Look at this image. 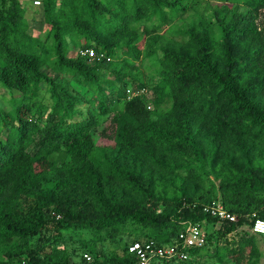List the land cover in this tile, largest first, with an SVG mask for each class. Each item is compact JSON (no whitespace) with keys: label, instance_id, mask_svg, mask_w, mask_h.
I'll list each match as a JSON object with an SVG mask.
<instances>
[{"label":"trees","instance_id":"16d2710c","mask_svg":"<svg viewBox=\"0 0 264 264\" xmlns=\"http://www.w3.org/2000/svg\"><path fill=\"white\" fill-rule=\"evenodd\" d=\"M38 1L34 37L24 4L0 0V264H137L129 245L180 247L186 222L206 244L159 264H200L209 242L219 262L258 264L264 239L245 228L264 220V0H216L252 11L223 7L219 38L201 20L172 46L159 36L200 0ZM219 202L236 222L204 211ZM127 226L145 238L121 253L67 252L73 231L104 242Z\"/></svg>","mask_w":264,"mask_h":264},{"label":"rangeland","instance_id":"374dc122","mask_svg":"<svg viewBox=\"0 0 264 264\" xmlns=\"http://www.w3.org/2000/svg\"><path fill=\"white\" fill-rule=\"evenodd\" d=\"M21 3L24 4L26 7V12L24 15V19L26 21L27 25V33L37 37L42 36L43 30H44V23H43V11H42V5H36L34 4V1L38 0H20ZM189 3H191V0H187ZM223 7H228V11L230 15L238 16L245 15L251 13V9L242 6V5H231V4H221L218 1H212V0H200L197 3V6L192 7L190 6L189 11L181 18L172 21L168 24L167 29H165L162 33L160 38L158 39L156 46H172L173 43L183 41L184 38L181 35H177L176 32L178 28L180 27H186L188 25L198 23L199 21L203 20L205 21L206 25L209 26V29L211 31V34L214 38H219L220 32L217 29V25H215L216 17L214 16L216 14L217 10L222 9ZM261 18V16H258V21ZM74 50L73 52H75ZM149 62L145 64V66L142 68V70L149 67ZM145 82L147 85L150 83H154L159 75L157 74L155 69H149L146 72H143ZM147 94H150L147 92ZM3 96H7V93L0 88V98ZM0 104L7 107L5 101H2L0 99ZM147 107L150 106V102L147 101L146 103ZM152 109V108H151ZM1 126V124H0ZM215 185H218V181L214 180ZM179 185V182L177 183V186ZM170 194V192H169ZM160 207L161 204H159ZM208 230L212 229L210 224H207ZM217 226H213V230L216 231ZM55 227L52 226L51 230L46 231L43 235V239H41V242H37V237L33 240L32 246H37L41 244L42 242L52 243L57 238L56 236L58 233L55 231ZM131 227L127 226L123 230L122 235L116 236L114 239H108L104 242H96L92 240L91 234L87 233L86 231H73L71 234L65 235V239L68 237H73V240L66 245V249L69 255L73 254L75 259L78 257L77 253L85 251L90 252L94 257L96 254L98 255H105L109 256L114 252L121 253V249L130 242L137 240V239H144V236H136L132 235ZM62 239V238H61ZM120 243L117 248V244L115 241H119ZM209 246L207 247V251L202 255L200 258V264H227L226 262H219L216 258V254L211 251V243L209 242ZM214 246V244L212 245ZM257 246L259 250L261 251V257L258 262V264H264V241L257 239ZM209 249V252H208ZM220 251H223L224 249H221ZM224 255V254H223Z\"/></svg>","mask_w":264,"mask_h":264},{"label":"built area","instance_id":"2783aa9c","mask_svg":"<svg viewBox=\"0 0 264 264\" xmlns=\"http://www.w3.org/2000/svg\"><path fill=\"white\" fill-rule=\"evenodd\" d=\"M34 4L39 5L40 2L34 1ZM80 55L96 58L91 49L80 51ZM204 211L221 221H237L236 216L227 212L220 202L207 206ZM250 221V226L245 229L250 234L264 239V220L256 218ZM182 226L178 233V240L181 242L180 247L160 246L154 241H137L129 245L128 253L136 257L137 264H159L162 261L170 262L173 260L188 261L191 259L188 254L189 249L202 248L206 244V231L203 226L197 223L186 222ZM83 259L86 262H92V258L88 254H83Z\"/></svg>","mask_w":264,"mask_h":264}]
</instances>
